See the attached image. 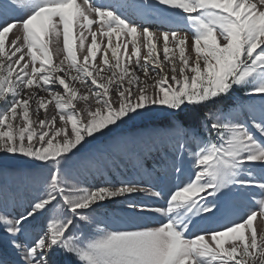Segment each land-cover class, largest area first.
Returning a JSON list of instances; mask_svg holds the SVG:
<instances>
[{
  "label": "snow or ice",
  "instance_id": "snow-or-ice-1",
  "mask_svg": "<svg viewBox=\"0 0 264 264\" xmlns=\"http://www.w3.org/2000/svg\"><path fill=\"white\" fill-rule=\"evenodd\" d=\"M150 15L165 30L145 26ZM238 89L250 99L224 107ZM0 105V153L36 165L42 186L15 216L0 191L12 253L0 264H264V200L234 206L255 199L247 189L264 195V0H0ZM158 113L167 126L143 147L177 178L167 199L140 181L81 186L128 155L124 137L103 152L91 142ZM114 199L128 214L109 229L91 214ZM93 224L94 236L82 231Z\"/></svg>",
  "mask_w": 264,
  "mask_h": 264
},
{
  "label": "rangeland",
  "instance_id": "rangeland-1",
  "mask_svg": "<svg viewBox=\"0 0 264 264\" xmlns=\"http://www.w3.org/2000/svg\"><path fill=\"white\" fill-rule=\"evenodd\" d=\"M80 2V0H78ZM109 2V0H107ZM153 18H156L154 15H150ZM38 27V25H36ZM63 36L59 38L52 37L49 48L52 50L54 57L62 58L61 54L63 52L62 46ZM61 42V43H60ZM57 44L59 45V56H57ZM56 45V46H55ZM258 99V97H256ZM250 97H248L245 93V90L238 89L236 92L232 94V97L229 98L228 101L221 102L224 107L227 108H235L238 104L246 103ZM220 105H209V108L213 111L219 107ZM2 107V105H0ZM79 107L82 109L86 106L80 104ZM51 111V109H50ZM35 118V117H33ZM187 119V118H185ZM167 126V121L163 115V113L158 114H149L146 115L142 119H137L129 122L127 125L122 126L121 128L115 130L114 133H110L109 135L102 137L99 141L91 142V146L98 151H107L109 149V145L114 136H121L126 138L127 143V152L128 155H121L116 157L115 164L109 165L103 170L102 174H97L92 171L88 174V186L93 182L97 184L101 181H110L113 184L119 183L121 180H133L140 181L147 185H156L158 189H163L165 193V197L169 194V189L172 191L174 187L172 185V177L173 174L167 175L165 179L159 178V175L154 177L148 175L147 172L154 167L162 165V152L157 151H147L143 145L148 142L149 138L153 136L155 133L163 131ZM196 127L200 130L201 135L207 139L208 134L203 131L202 126L199 124V121L196 122ZM215 142V141H213ZM137 160L139 161V166L137 165ZM187 163L186 171L192 175L193 179L195 177V171L199 169H194V161L190 159L185 160V165ZM156 165V166H155ZM69 170H74V165H69ZM41 169H39L36 165H33L27 158L22 156H12L5 155L0 153V191L6 192L9 195V203H8V213L12 216L23 212L24 208L27 207L28 200L31 198L32 194L42 191V186L39 185L35 177L39 174ZM150 174V173H149ZM95 175V178L93 177ZM151 176V177H150ZM186 181V177L182 179V187L184 186V182ZM87 184H82V187H86ZM233 191H236L235 189ZM246 191L252 193L255 197H245V198H237L234 200V206L239 208L241 211L247 208L258 209L259 201L262 200L263 196L258 188L247 189ZM138 200H145L150 202L153 207H167L166 199L165 200H153L144 194H138L136 197ZM19 201L23 203L20 205L17 204ZM14 203V204H13ZM113 206H120L122 210L113 209ZM14 207V209H11ZM127 206L123 204L119 199H114L112 201L104 202L101 206L97 207L94 212L91 214L94 220L101 224V226H107L109 229L114 227H119L120 222L117 217H123L125 209ZM63 210H59V214H62ZM100 212V214H99ZM157 220H163L162 216L154 215ZM42 217H38L36 221H33L32 225L29 226L30 230L36 231L39 228L40 221ZM264 220H256L255 226L258 230H263L264 228ZM95 224L91 227H83L82 231L90 236L95 235ZM150 226H158V225H150ZM0 244L7 251V256L12 258V253L10 249H7L3 241H0ZM59 264H63V260L59 261Z\"/></svg>",
  "mask_w": 264,
  "mask_h": 264
},
{
  "label": "bare ground",
  "instance_id": "bare-ground-1",
  "mask_svg": "<svg viewBox=\"0 0 264 264\" xmlns=\"http://www.w3.org/2000/svg\"><path fill=\"white\" fill-rule=\"evenodd\" d=\"M105 2H107V0H105ZM148 21H149V23L148 24H146L145 26H150V28H151V30L152 31H156L157 29H160V30H165L161 25H160V23L157 21V19L156 18H151V17H148ZM118 38L117 37H113V41L115 42L116 40H117ZM61 43V42H60ZM60 45V44H59ZM56 46V45H55ZM62 46H63V39H62ZM60 48V47H59ZM51 50V49H50ZM52 51V50H51ZM63 55L64 54H61V56L63 57ZM193 55H194V53H193ZM54 58H56V59H58V58H60V57H54ZM156 166V165H155ZM160 172H164V171H162V165L161 166H157V167H152L151 168V173L154 175V176H156L158 173H160ZM149 173H150V171H148L147 172V174L149 175ZM94 178H95V176H93ZM97 179H95V181H96ZM89 181V180H88ZM95 181H93V182H95ZM90 183V184H94V183ZM87 185H86V187L88 186V183H86ZM14 204V203H13ZM113 209H119V210H122V208L120 207V206H113L112 207ZM126 209V208H125ZM125 209H123V212H124V215H127L128 213L125 211ZM99 214H100V212H99ZM148 219H149V221H155V220H157V218L156 217H154V215H152V216H149L148 217ZM152 225H154V224H152ZM263 230H264V228H263Z\"/></svg>",
  "mask_w": 264,
  "mask_h": 264
},
{
  "label": "crops",
  "instance_id": "crops-1",
  "mask_svg": "<svg viewBox=\"0 0 264 264\" xmlns=\"http://www.w3.org/2000/svg\"><path fill=\"white\" fill-rule=\"evenodd\" d=\"M18 157V156H17Z\"/></svg>",
  "mask_w": 264,
  "mask_h": 264
}]
</instances>
